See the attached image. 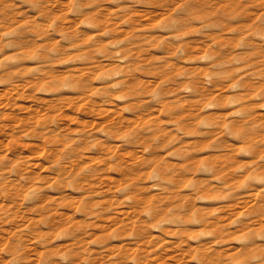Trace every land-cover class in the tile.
Listing matches in <instances>:
<instances>
[{
	"label": "rangeland",
	"instance_id": "obj_1",
	"mask_svg": "<svg viewBox=\"0 0 264 264\" xmlns=\"http://www.w3.org/2000/svg\"><path fill=\"white\" fill-rule=\"evenodd\" d=\"M0 264H264V0H0Z\"/></svg>",
	"mask_w": 264,
	"mask_h": 264
},
{
	"label": "bare ground",
	"instance_id": "obj_2",
	"mask_svg": "<svg viewBox=\"0 0 264 264\" xmlns=\"http://www.w3.org/2000/svg\"><path fill=\"white\" fill-rule=\"evenodd\" d=\"M23 118H25V117H23ZM30 118V117H29ZM40 121V120H39ZM40 123V122H39ZM31 143V142H30ZM29 144V143H28ZM33 145V144H32ZM9 157V156H8ZM39 164V163H38ZM7 184V183H6ZM227 207V206H226ZM195 208V207H194ZM214 209V208H213ZM219 209V208H218ZM216 210V209H215ZM207 211V210H206ZM214 211V210H213ZM221 212H222V210H221ZM222 214H224V213H222ZM196 215V214H195ZM198 216V215H197ZM196 216V217H197ZM222 216V215H221ZM226 218V217H225ZM213 221V220H212ZM162 224V223H161ZM160 224V225H161ZM159 225V224H158ZM216 225V224H215ZM202 230V229H201ZM207 231V230H206ZM216 233V232H215ZM122 247V246H121ZM126 248V247H125ZM201 250V249H200ZM211 261H213V260H211Z\"/></svg>",
	"mask_w": 264,
	"mask_h": 264
}]
</instances>
